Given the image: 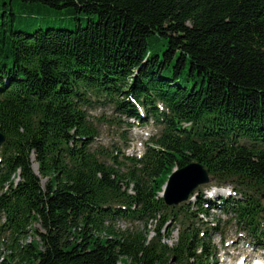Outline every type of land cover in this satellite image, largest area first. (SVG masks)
<instances>
[{"label": "trees", "instance_id": "1", "mask_svg": "<svg viewBox=\"0 0 264 264\" xmlns=\"http://www.w3.org/2000/svg\"><path fill=\"white\" fill-rule=\"evenodd\" d=\"M108 106L162 126L127 173L90 149ZM0 132V264H211L215 201L160 196L194 161L238 189L216 208L260 241L264 0H0ZM151 221L152 238L115 229Z\"/></svg>", "mask_w": 264, "mask_h": 264}, {"label": "rangeland", "instance_id": "2", "mask_svg": "<svg viewBox=\"0 0 264 264\" xmlns=\"http://www.w3.org/2000/svg\"><path fill=\"white\" fill-rule=\"evenodd\" d=\"M43 13L42 23L51 18V21L58 19V23H63L61 19L69 15L68 8L60 10L43 8ZM141 114L144 116L145 113L141 112ZM118 117L119 114L115 112L113 106L96 107L89 110V119L98 131V136L92 141L90 149L106 163L115 164V161H119L129 166L131 164L130 160L126 157H140L149 144L152 145L153 139L160 136L162 126L150 118H147L144 122L138 120L127 122L126 117H122V121H118ZM130 168V166H122L119 170L127 173ZM35 170H38L37 166ZM41 183L44 187L47 179H42ZM199 189L205 200L213 199L216 202L212 201L214 204L210 205L204 203L205 207L209 209V214L202 217L203 222L199 224L203 229L213 226L218 231L211 237L213 245L217 247V254L211 264H264V233L261 235L262 244L259 243L261 240L258 241V238L244 229L243 225H239L234 218L216 208V204L219 205L221 202L220 196H235L238 189L232 184H219L216 180L201 185ZM194 198L192 197L191 200H194ZM156 227L155 221H151L147 229L144 223L120 222L115 229L121 232L128 229L141 230L143 234H147L149 230L152 231L149 238H152ZM180 228L181 225L176 219H172L167 223L165 227L167 231L175 230L169 241L170 243L177 242ZM202 235H204V232H202ZM119 264L130 263L121 261Z\"/></svg>", "mask_w": 264, "mask_h": 264}, {"label": "water", "instance_id": "3", "mask_svg": "<svg viewBox=\"0 0 264 264\" xmlns=\"http://www.w3.org/2000/svg\"><path fill=\"white\" fill-rule=\"evenodd\" d=\"M5 141L6 136L0 132V147ZM35 172L38 173V170H35ZM214 180L215 178L209 174V171L201 162L194 161L173 170L163 186V192L160 193V196L167 206H178L188 202L190 196L201 185L209 184ZM261 199L264 200V191L261 193Z\"/></svg>", "mask_w": 264, "mask_h": 264}, {"label": "bare ground", "instance_id": "4", "mask_svg": "<svg viewBox=\"0 0 264 264\" xmlns=\"http://www.w3.org/2000/svg\"><path fill=\"white\" fill-rule=\"evenodd\" d=\"M37 164V163H36ZM35 168H36V166H35ZM37 169H38V165H37ZM243 264V263H242ZM256 264H258V263H256Z\"/></svg>", "mask_w": 264, "mask_h": 264}]
</instances>
